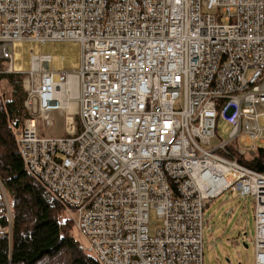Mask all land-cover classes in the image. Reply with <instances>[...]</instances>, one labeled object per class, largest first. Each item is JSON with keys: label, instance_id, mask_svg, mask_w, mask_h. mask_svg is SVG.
I'll return each instance as SVG.
<instances>
[{"label": "built area", "instance_id": "1", "mask_svg": "<svg viewBox=\"0 0 264 264\" xmlns=\"http://www.w3.org/2000/svg\"><path fill=\"white\" fill-rule=\"evenodd\" d=\"M23 40L81 46L72 71L32 57L16 136L29 174L77 214L80 250L97 264H203L204 203L232 189L253 198L264 264V175L239 162L264 145V0H0V75ZM219 119L229 138L210 146Z\"/></svg>", "mask_w": 264, "mask_h": 264}, {"label": "trees", "instance_id": "2", "mask_svg": "<svg viewBox=\"0 0 264 264\" xmlns=\"http://www.w3.org/2000/svg\"><path fill=\"white\" fill-rule=\"evenodd\" d=\"M0 91V264H97L79 249L68 208L29 174L16 136L28 112L22 76L1 74ZM239 162L264 175V145Z\"/></svg>", "mask_w": 264, "mask_h": 264}, {"label": "rangeland", "instance_id": "3", "mask_svg": "<svg viewBox=\"0 0 264 264\" xmlns=\"http://www.w3.org/2000/svg\"><path fill=\"white\" fill-rule=\"evenodd\" d=\"M216 14V10L211 11ZM11 63L13 73L20 76L31 70L32 57L49 56L50 69L56 72L72 71L80 67L81 46L75 41H55L40 44L33 41H17L11 49ZM5 63V62H4ZM2 66V65H0ZM251 72H246L249 78ZM10 87L0 81V91L10 93ZM57 120L54 127L47 130L52 136H60L63 130V121L60 114H55ZM41 128V125H38ZM259 126L264 130V121L259 119ZM231 127L218 120L216 133L211 139L210 146L226 142L229 138ZM246 136L238 138V146L242 149L249 148L252 142L246 141ZM255 146H259L257 143ZM253 154H248L250 158ZM73 221H77V214L70 213ZM162 220L155 210L148 211V234L155 236L161 228ZM73 237L79 242L80 247L87 249L85 238L73 229ZM203 264H255V222L254 201L251 196H241L238 192L228 189L219 196L206 200L203 210ZM229 261V262H227Z\"/></svg>", "mask_w": 264, "mask_h": 264}, {"label": "water", "instance_id": "4", "mask_svg": "<svg viewBox=\"0 0 264 264\" xmlns=\"http://www.w3.org/2000/svg\"><path fill=\"white\" fill-rule=\"evenodd\" d=\"M227 262H229V261H227Z\"/></svg>", "mask_w": 264, "mask_h": 264}]
</instances>
